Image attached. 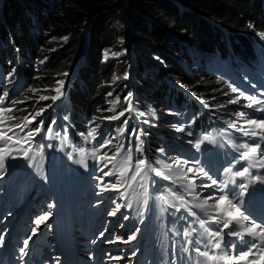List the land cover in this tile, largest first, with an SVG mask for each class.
<instances>
[{"label": "trees", "instance_id": "obj_1", "mask_svg": "<svg viewBox=\"0 0 264 264\" xmlns=\"http://www.w3.org/2000/svg\"><path fill=\"white\" fill-rule=\"evenodd\" d=\"M115 2L0 0L1 62L9 71L21 69L29 82L28 94L21 96L17 110L35 113L50 105V97L57 94V82L63 81V91L71 79L72 86H80L73 104L85 105L87 114L104 122L106 117L125 113L132 102L140 115L150 104L160 113L164 97L175 98L181 108L189 106L188 97L203 99L209 113L223 112L229 104L225 82L198 67L195 59L201 60L198 53L219 50L228 32L239 40L247 38L244 34L248 32L264 33V0H125L127 19L135 27L133 44L150 39L153 43L152 47L141 43L135 52L138 76L134 85L126 79L130 66L123 71L122 63L104 60L105 50L125 36L123 24L116 23V7H108ZM102 5L108 9L100 8ZM242 49L243 45L233 43L236 56ZM140 52L157 56L164 67L155 69L152 62L146 64ZM80 57L85 61L73 76ZM132 91L139 94V104ZM109 95L117 97L116 104L108 105ZM41 96L49 99L42 100ZM147 125L148 146L157 150L168 123L162 118L156 128ZM169 129L173 130L171 126Z\"/></svg>", "mask_w": 264, "mask_h": 264}, {"label": "snow or ice", "instance_id": "obj_2", "mask_svg": "<svg viewBox=\"0 0 264 264\" xmlns=\"http://www.w3.org/2000/svg\"><path fill=\"white\" fill-rule=\"evenodd\" d=\"M249 27H252V25H249ZM58 87L54 89V91L57 93L56 95L50 97L53 101H56L59 99L62 95V85L63 81H58ZM232 93L239 92V96L236 99H232L229 101V103L236 104L240 100V98H244L249 101L247 107L251 108L254 105L256 107V111H259L261 113H264V99H257L252 96H246L244 92H241L237 87L230 86ZM5 96H7V93H4ZM130 95V94H129ZM40 99L46 100L49 99L47 96H41ZM2 102V101H0ZM128 110H131V106ZM11 109L6 108H0V126L5 124V120L3 119V113L10 112ZM43 112V109L40 112H37L35 114L31 115V119L29 117H24V120L26 123H32L36 116L41 115ZM119 115H124L123 112H121ZM143 115V113H141ZM241 119L245 116L244 113L238 114ZM9 119H12V117H9ZM67 119V117H65ZM106 119H118V116H112V117H106ZM147 122V121H145ZM41 126L35 128L33 131H28L26 136L23 138H15L14 135H9V133H13L14 129L13 127H7L5 130L3 127H0V141H4L6 144L7 142H11L13 144H23L31 141L34 139L35 134L40 133L43 130V121L40 122ZM124 123H127V120L124 121ZM25 125H15L14 127L20 128L21 131H23ZM232 128H236V124L233 123L231 125ZM47 132L52 133L53 128L49 125L47 127ZM178 131H184L183 128H178ZM95 129L88 132V136H93ZM237 131L242 132L245 136H251V137H259L261 139H264V118L261 119H247L244 121V126L237 129ZM133 135L139 136V133L136 132V130H133ZM192 133L189 132L188 135H191ZM67 139V137H65ZM210 138L208 136L203 137L204 141L209 140ZM202 141H197L195 143V147L199 149L201 147ZM111 144V140H105L100 145L101 150L103 148L108 147ZM260 144L255 143L254 145H249L247 142L238 145L237 150L240 148L245 149L244 151L240 152V160H248L253 154L257 153V150L260 149ZM18 151H21L23 153V158H28V151L26 149H17ZM12 149L10 148H4L0 149V169L5 168V161L7 158H17L13 156ZM137 151H140L139 148H137ZM94 157L97 158L98 161L102 163V167L99 169V171L102 173L101 176L97 177L96 179L99 181L97 187H99V194L103 195L105 192L108 191H117L120 190V182L112 183L109 181L108 183H105V177H109L114 175L113 171L110 169L109 171H105V168H108L109 164L113 163V157H109L106 152H104L102 155L97 156V153L94 151L92 153ZM118 155V153H117ZM261 160L257 161V164L261 167H264V152L261 154ZM84 152L81 151L80 153V159L76 161V163H79L83 165L85 168L88 166L84 159ZM71 159V157H69ZM131 156L129 155L125 160L121 162V168L123 169L124 165L130 166ZM176 166L179 168L181 172H184V168L186 167V162L177 160ZM257 164H249L247 167H244L240 171L233 172L231 167L225 168V173H231L234 177H245L246 175H251L250 168L256 167ZM147 165L146 160L140 159L136 162L134 174L131 176V180L135 181L137 177H140L142 180L148 179V171L145 170V166ZM150 171L155 172L156 176H164V173L161 171H157L155 168H151L150 165L147 166ZM171 167V165L169 166ZM192 173L193 177L192 180L188 183L187 187L189 189H193L195 179L197 175H202L205 177H208L211 181L210 184L204 185V187L211 188L213 186H216L218 184V181L216 179H212L209 176V173L205 171L203 168H192L187 167L186 173ZM120 176L127 175L126 170H121L119 173ZM165 179H168L167 176H164ZM252 179H259L258 177H252ZM234 182V181H233ZM226 186V185H225ZM248 185L246 183H240L238 185L239 193L235 192V189H233V197L230 198L228 195L221 194L219 196H212L210 195L208 198L202 200L200 203H197L194 205V207L200 209L201 212L205 214V216H208L210 212L216 213L215 215L208 216L209 220L215 221L216 224L222 225L221 228H217L213 231H207L206 235L207 237H211L212 240L215 241V243H212L211 240L207 241V245L211 246V252L210 251H202L200 247H195L194 251L198 253L200 257L203 258V261H198L197 264H241V262H244V264H264V224H258L255 222V220L251 219L249 215H246L241 210V202L239 200V197H242L246 190ZM221 192H223V189H221ZM123 195V193H120ZM181 201V206H184V200L183 197H177ZM193 199H199V197H193ZM212 201V203H209V201ZM121 205L116 206V211H119ZM115 212H111L110 215H115ZM193 215H196L195 213H192ZM50 214L46 213L43 216H40L36 221L35 224L37 225V228L39 225L45 221H47ZM244 221H249L250 226L246 227L244 225ZM201 228H205V223L202 221L200 223ZM37 228L31 229V232L33 235L36 234ZM240 229V230H237ZM224 230H229L227 233H225ZM139 231V229H137ZM195 231V229H193ZM186 236H190V232L184 233ZM101 236L104 234L101 233ZM225 235L231 236V237H237L239 238L240 242L245 246L247 250L238 251L236 255H230L228 251L226 250V247L235 248L237 245L233 242L231 245L226 246L223 237ZM245 236L250 237L251 239H245ZM31 239L29 237L26 239L23 244L24 248H27L28 242ZM135 239V235H132L129 237V240ZM3 237L0 236V242H2ZM124 243H127L128 241H123ZM196 244H199L200 241H195ZM24 248L21 249V252L24 251ZM218 253V254H217ZM26 254V253H25ZM258 257V258H257Z\"/></svg>", "mask_w": 264, "mask_h": 264}, {"label": "rangeland", "instance_id": "obj_3", "mask_svg": "<svg viewBox=\"0 0 264 264\" xmlns=\"http://www.w3.org/2000/svg\"><path fill=\"white\" fill-rule=\"evenodd\" d=\"M124 3H125V0H116V2L114 4H111L110 6H108V7H112V6L116 7V21H117L116 23H118V24L122 23L123 24V25H121V27H124L125 36L122 39H120V41L118 43L114 44L111 47H108L105 50L104 60L107 62L108 61H115L116 65L122 63L121 67L123 68V71H124V67H126V65H128L126 68V71L128 70V67L130 66V75L127 77V74L125 72V73H123V76L125 77V75H126V77H127L126 79L129 80L134 85L137 82V76H138L135 73V71H136L135 52H137V50L139 48V44L143 43L148 47H152L153 43L150 39L148 41L139 40L138 42H141V43L136 44V45L133 44V42L135 41V39H134V31H135L134 28L135 27H134L133 22L131 20L127 19L126 5H124ZM122 6L125 8L123 9ZM100 8L108 9L107 5H102ZM95 13H97V11ZM140 15L143 16L142 13H140ZM86 30H87V27H85V32H84L85 36H86ZM172 36H173V34H172ZM126 47H127V49H126ZM2 54H3V52L0 50V60L2 59V56H1ZM139 55L140 56L143 55L145 57V59H143V58H141V59L146 64L152 62L155 66L154 67L155 69H158L160 67H164L163 61L160 58H158L157 56H153L150 53H142V52H140ZM84 61L85 60H82V57H80L79 61L77 62V64L74 67L73 76H75L77 74V70H78L79 66ZM152 70H154V69H152ZM149 73H151V72L149 71ZM116 78L117 77H115V79ZM70 80L65 84V86L63 88V91H62L63 95L59 99H57L58 103L62 102L63 100H65V101L72 100L75 102L77 101L78 98H76L74 95L80 91V86L79 85L72 86L71 85L72 80H71V82H70ZM227 88H228V90L230 89L228 87V85H227ZM131 95L135 100H137L138 104L141 102V99L139 98L138 93L132 91ZM107 99L110 100L109 102H107L108 105H114V103L117 101V97H113L112 95H109V97ZM146 110H148V107ZM155 110H156V108H155ZM151 113H152V116H151ZM151 113L145 112L142 115L143 120L147 121V122L143 123V130H145L147 127H149L147 124H149L151 127L156 128V123H158V121L156 122L155 118H156V115L160 114V113L158 111H152ZM116 115H119V114H116ZM149 117H151V119L153 120V123L150 122ZM123 118L130 119L131 121H136L140 125L142 123V119H141L140 114L136 113L132 107H131V110H128V109L125 110ZM29 119H31V118L29 117ZM23 120H24V118H23ZM105 123L107 125H110L111 119H108V121H106ZM117 128H119L121 130V133L124 134L125 128H126L125 125H119ZM166 129H169V127H166ZM143 141H144V138H143ZM256 171H258V169ZM131 214H132V212L128 215H131ZM134 222L145 225V224H147L148 220L146 218H143V217H140V218L138 217L135 219ZM129 224L130 223L128 222V219L124 218L120 221V228H125Z\"/></svg>", "mask_w": 264, "mask_h": 264}, {"label": "bare ground", "instance_id": "obj_4", "mask_svg": "<svg viewBox=\"0 0 264 264\" xmlns=\"http://www.w3.org/2000/svg\"><path fill=\"white\" fill-rule=\"evenodd\" d=\"M138 217L140 218V216H137V215H136V210H133L131 215H126V216L123 217L122 219L126 218V219H128V222H129L130 224H132V223L135 221V219L138 218ZM122 219H121V220H122ZM147 224H149V221L147 222ZM123 236H127V234H123Z\"/></svg>", "mask_w": 264, "mask_h": 264}]
</instances>
